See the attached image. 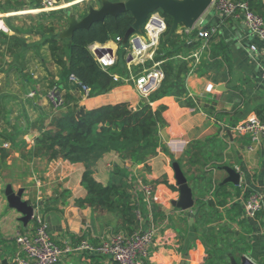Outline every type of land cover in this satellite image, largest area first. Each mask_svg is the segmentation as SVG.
I'll use <instances>...</instances> for the list:
<instances>
[{
  "label": "crops",
  "instance_id": "0c3cea01",
  "mask_svg": "<svg viewBox=\"0 0 264 264\" xmlns=\"http://www.w3.org/2000/svg\"><path fill=\"white\" fill-rule=\"evenodd\" d=\"M7 1L0 0L5 5L0 7V20H4L5 27V32H0V74L14 71L21 73L24 79L18 99L14 91L4 92L2 86L6 83L0 80V109H9L12 114L9 102L16 99L26 125L22 128L18 124L15 131V123L9 124L10 130L4 128L8 141L0 142V148L9 145L8 156L0 157V262L10 264L20 253L14 240L18 232H33V223L24 227L20 221L22 215L9 208L5 191L12 186L16 192L25 190L23 200L30 205L43 204L51 237L63 250L58 264H116L107 256L74 251L82 240L98 245L103 239L120 233L115 213L101 215L77 203L88 194L82 184L85 166L64 160L48 163L43 158L27 157L23 149L34 148L35 139L40 137L41 122L56 114L42 93L47 82L66 92L67 108L71 109L95 110L121 103L138 108L142 98L134 84L126 82L130 79L126 63L116 68L123 78L122 84L109 93L85 98L77 86L64 78L62 68L44 55L49 51L47 41L60 43L62 37L49 32H28L12 25L14 17L24 18L29 14L67 15L80 20L84 8L80 5L86 0H59L57 9L45 13L35 0ZM197 26L201 30L216 27L217 33L211 39L202 65L185 78L186 97L165 96L152 104L154 109L166 107L163 114L166 126L160 133L162 149L158 155L146 164L131 166L116 153H109L97 163L94 178L108 185L118 171L126 174L131 190L137 179L156 186L151 210L143 205L144 228L154 225L157 229L151 264H208V248L196 230L197 203L208 204V201H213L215 206L211 209L208 205L205 210L218 215L211 227L219 236L218 246L227 253V259L216 264H231V257L241 263L243 256L253 264H264V207L255 219L244 216L249 195L264 198V140L259 137L254 143L250 137H240L233 131L239 122L254 116L264 118V44L250 34L242 14L226 19L210 7ZM176 33H180V39L173 50V59L187 61L192 69L191 56L202 41L197 33L191 38L179 29ZM107 45L117 49L114 41ZM252 46L256 49L252 50ZM8 59L9 68L3 67L2 63ZM209 67L212 69H206ZM28 68H31L30 75L23 73ZM13 83L11 81V87ZM186 99H190L193 106L190 107ZM174 163L179 164L192 189L195 203L192 210L182 211L173 206L180 198ZM231 170L240 176L238 186L227 181ZM217 187H226L228 197H216ZM193 212L196 215L192 221Z\"/></svg>",
  "mask_w": 264,
  "mask_h": 264
},
{
  "label": "trees",
  "instance_id": "16d2710c",
  "mask_svg": "<svg viewBox=\"0 0 264 264\" xmlns=\"http://www.w3.org/2000/svg\"><path fill=\"white\" fill-rule=\"evenodd\" d=\"M35 1L40 5L39 0ZM233 1H246L255 12L264 16V0ZM88 11L89 9L81 15V19L87 15ZM52 15L55 14L49 16ZM162 15L168 19L169 31L173 25V19L166 14L162 13ZM134 23V16L128 12L116 18L107 17L104 22L95 23L89 29H79L72 39H62L60 43L56 40H48L47 45H49L52 61L62 68L63 76L68 82L74 75L90 87V98L109 93L122 84V81L114 82L110 74L104 71L95 60L89 47L94 44L104 46L112 41L116 42L117 38L124 40ZM180 28L182 26L178 29ZM177 30L172 37L164 41L161 39L155 55V61L162 62L165 79L159 90L147 100H142L138 108H132L128 103H121L95 110L83 108L61 110L52 117L50 123L41 122L40 137L35 139L36 145L30 149L32 156L43 158L48 163L64 160L71 164H83L85 172L82 184L88 194L85 199L77 203L81 206L87 205L101 215L115 213L119 220L120 232L133 234L139 229L136 205L131 194L132 186L127 183L126 174L118 171L114 172L108 185L101 184L94 178L95 167L109 153H116L122 161L128 162L131 166L146 164L158 155L159 149H162L160 133L166 126L163 117L166 107L159 106L154 109L152 104L165 96H174L178 99L186 97L185 78L191 71L187 61L173 59V50L178 47L180 39L176 33ZM68 43H71L70 47ZM118 44L120 51L125 50L122 56L124 60L129 44L123 41ZM176 66L177 70H175ZM206 69H212V67ZM186 100L190 107L193 106L190 99ZM260 119L264 120L262 117ZM0 155L1 158L8 156L6 148H0ZM221 195L228 197L226 187H217L215 196ZM208 205L211 209L215 206L213 201H208V204L197 203L199 209L196 230L208 248V264H216L217 261L227 259V253L224 252L223 247L218 246L219 236L215 228L211 227L218 215L208 213L205 210Z\"/></svg>",
  "mask_w": 264,
  "mask_h": 264
},
{
  "label": "built area",
  "instance_id": "2783aa9c",
  "mask_svg": "<svg viewBox=\"0 0 264 264\" xmlns=\"http://www.w3.org/2000/svg\"><path fill=\"white\" fill-rule=\"evenodd\" d=\"M39 2L40 10L43 12H50L58 8L57 0H39ZM211 7L216 10L217 14L226 19L242 14L250 34L264 44V16L255 12L248 2L213 0ZM165 31L166 18L160 11H155L149 14L141 30L136 31L128 40L129 47L126 50L124 60L128 70H130V79H127L126 82L131 81L134 84L136 92L142 100H147L153 93L158 91L165 79L162 62L155 61L156 51ZM195 33H197V38L202 41V44L198 51L191 56L194 64L191 72L196 71L202 65L204 55L211 45L212 37L217 33V28L201 30L198 28L197 23L192 28L183 27V34L189 38ZM122 41L121 38H117L115 42L116 50L109 45L94 44L89 47V51L95 60L104 71L110 74L114 82L123 81V78L116 72V68L120 64L118 43ZM251 48L252 50L256 49L255 46ZM101 49H105L106 52L99 56L98 52ZM69 82L77 86L85 98H89L90 87L74 75L69 78ZM47 100L56 111L67 109L66 92L59 86H54L49 91ZM233 131L240 137H250L254 143L258 142L259 137L264 140V120L254 116L237 123ZM4 148H9V145L6 144ZM133 184L131 194L136 205L139 229L133 234L120 232L111 235L103 239L98 245H94L88 240H82L76 245L74 251L107 256L116 264H151L150 259L156 242L157 229L154 225H150L147 229L144 228L143 205L151 210V206L155 204L156 186L151 183L146 184L141 179H137ZM263 207V196L251 194L245 200L244 216L255 219ZM33 209L34 214L31 220L33 232H18L16 234L14 240L20 248V253L14 257L10 264H58L63 255V250L51 237L49 225L43 211V204L37 203L33 206Z\"/></svg>",
  "mask_w": 264,
  "mask_h": 264
},
{
  "label": "water",
  "instance_id": "95a60500",
  "mask_svg": "<svg viewBox=\"0 0 264 264\" xmlns=\"http://www.w3.org/2000/svg\"><path fill=\"white\" fill-rule=\"evenodd\" d=\"M213 0H185L180 3L177 0H134L128 2H112L110 0H101L99 8L89 7L87 15L78 20L74 16L69 17V25L65 32L61 35L62 39H72L74 33L79 29H89L95 23H102L107 17L116 18L125 13H131L135 18L133 27L126 34L123 42L126 44L129 38L140 31L142 25L146 22L149 14L160 11L173 19V25L170 29V37L180 27L192 28L211 7ZM105 49L98 52L99 56L105 53ZM130 60V59H129ZM30 139L32 137L30 136ZM176 174V181L179 188L180 198L177 202H173V206L182 210L189 211L195 207L192 197V189L189 188L187 180L182 173L178 163L173 164ZM238 186L240 184V176L235 171H230V177L227 180ZM25 190L20 189L14 191L12 186H8L5 196L10 209L16 210L22 215L20 221L24 227H27L32 220L34 209L28 201L23 200ZM197 212V211H196ZM196 212L191 215L192 221ZM231 264H253L247 257L241 258L238 263L234 257L230 258Z\"/></svg>",
  "mask_w": 264,
  "mask_h": 264
},
{
  "label": "rangeland",
  "instance_id": "374dc122",
  "mask_svg": "<svg viewBox=\"0 0 264 264\" xmlns=\"http://www.w3.org/2000/svg\"><path fill=\"white\" fill-rule=\"evenodd\" d=\"M20 1H22V0H17V2H20ZM57 1L59 3V0H57ZM72 1L75 2L77 0H72ZM100 1L99 0H86L84 3H82L80 5V6H84V8L82 9V13L85 14L90 6H94V7L99 8L101 5ZM126 1H134V0H126ZM177 1L182 3L185 0H177ZM7 2L11 3V0H8ZM3 6H5V5H2V2H1L0 7H3ZM7 8H9V7L7 6ZM65 14H68V12H66ZM65 16L63 15V17H64L63 18L62 16L60 17L59 15L49 16V13L40 14L38 16H32V14H29L26 17L24 16V18L14 17L12 19L13 20L12 25H14L16 28H25L28 30V32H36V31H38V32H41V31L42 32H49L50 34H53V36L55 35V36H57V38L58 37L61 38V34H63V32H65V30L68 28V25H69V24L67 25L69 18L67 15H65ZM80 19H81V17H80ZM179 30H180V32H182L183 27L180 28ZM0 32H5L4 20H0ZM170 32H171L170 30L168 31V19H166V31L164 32V34L162 36L163 41L166 40L168 37H170ZM0 50H2V49L0 48ZM123 52H125L124 49H121V51L119 52V57L121 58V61H120L121 66H125V61L122 58ZM44 55L47 59H50L52 61L51 54L49 51H47V53L44 52ZM8 62H9V59H8V61L6 60V62H3L2 63L3 67L9 68V66L7 65ZM175 64H177V63H175ZM30 69L31 68L25 69L23 71V73L30 75ZM175 70H177V66H176ZM23 79H24V77H22L21 73L20 74L14 73V71L9 72V74H7V73L6 74H0L1 82H4V80H5V83H6L5 85L2 86V88L4 89V92H6V94H9L11 91H14V93L16 94L14 96H16L17 99L20 96V90H21V86H22L21 82ZM11 81H14V83L12 84V87L10 85ZM47 81H48V79H47ZM53 85L54 84L49 86L48 82L46 84H44V86L42 88V93L46 97H47L49 91L54 87ZM15 100L16 99L12 98L9 102V104H10L9 107L13 109L12 114L11 113L9 114V109H5V110L0 109V142L8 141V139L5 136V135H8L7 133H5V131L7 132V130L6 129L4 130V128H7L8 130H10L12 127L11 125L14 123H15V125H14L15 131L17 130L16 126L18 124H19V127L25 128L24 126L26 125V120H25L24 116L22 115V113L20 112V110H18L19 108H17V104L15 103ZM58 112L59 111H56L55 112L56 114H54L53 116L57 115ZM44 121L50 123L51 119H44ZM9 124H11V125H9ZM24 139L25 138H23V140ZM23 151L25 152L27 157L32 156L30 149L25 147L23 149Z\"/></svg>",
  "mask_w": 264,
  "mask_h": 264
}]
</instances>
